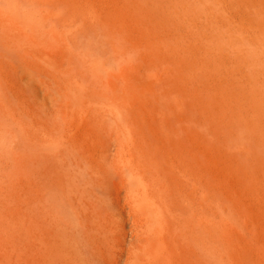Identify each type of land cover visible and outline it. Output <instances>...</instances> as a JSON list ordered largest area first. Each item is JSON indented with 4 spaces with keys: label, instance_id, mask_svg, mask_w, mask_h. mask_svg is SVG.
I'll return each mask as SVG.
<instances>
[{
    "label": "bare ground",
    "instance_id": "1",
    "mask_svg": "<svg viewBox=\"0 0 264 264\" xmlns=\"http://www.w3.org/2000/svg\"><path fill=\"white\" fill-rule=\"evenodd\" d=\"M162 79L190 167L137 117ZM0 264H264V0H0Z\"/></svg>",
    "mask_w": 264,
    "mask_h": 264
},
{
    "label": "rangeland",
    "instance_id": "2",
    "mask_svg": "<svg viewBox=\"0 0 264 264\" xmlns=\"http://www.w3.org/2000/svg\"><path fill=\"white\" fill-rule=\"evenodd\" d=\"M166 79H162L161 83H164L166 81ZM155 80H157V79L155 78L154 79V82H155ZM167 81H169V78L167 79ZM167 81L165 82L166 83L165 84L166 86L165 85L162 86L163 92H161L159 90V88L161 89V87H158V89H157L158 90V93H157V91H155L152 94V96H150L146 100L147 102L144 103V105L142 107V111H140V113L137 114V117H138V119L140 118L139 119L140 122H141V118H143V117H146L147 120L149 119L150 122H151V124H153L154 119H155V121H157V126H155L154 124L152 126L150 124V126L153 127L152 128L153 129V132H154V129H156V131H159L160 130L159 131L160 134H162V133L164 134L163 137H159L161 139L159 141H161L162 143L161 142L159 143L160 144L159 145L160 148L158 147V149H157V152L160 153V154H162V152H163L162 149H164V152L163 153H165L166 157L163 154L162 155L159 154L160 157L163 156V157H161L162 160H163V158H166L167 161H166V159L164 161L168 162L169 161V158H171V160H175V161H187V163H189V166L188 167H190L191 159L195 155H197V152H196L197 149L192 147L191 142H192V136H193V138H195L198 132L197 133H192V131H195L194 129H198V128H196L197 125H195V122L192 123L193 121L190 120L191 118H194V115L192 116L191 110L189 109L190 108L189 107L190 106L189 105V100H188L189 97L186 96L188 94V92L185 91V89H184V91L186 92V95H185V93H184V91H182L183 90L182 89L181 90V93H184V97H182L183 94H181L182 96H180V94H179L180 91H177L178 90L177 88H179L177 86H180L179 85V82H177L178 80L177 81L174 80L175 83L177 82V84L174 85V86H176L177 88L173 86V84H174L173 80H172V84L170 83L169 85H167V83H169ZM170 81H171V78H170ZM170 85H171V87H170ZM169 87L170 88H175V91H177V93L179 92L178 93L179 95L177 93H174L173 94L172 91L174 89L173 90L172 89H169ZM165 88H168V89H166L167 92L170 91L168 93V96H166L167 95V92L165 91ZM180 88H179V90H180ZM161 96L162 97L165 96V98H162ZM176 96H178V98ZM33 97L34 98H33L32 104H31V110H34L37 115H40V113H39L40 111H41V114H50L49 108L51 107V105L48 104L49 102L44 101V100H42V99H40V98H38L37 96H34V95H33ZM35 97H37V98H35ZM164 99H165V101H167L166 102V106H165L166 108L165 107H161L163 104L165 105ZM162 102H163V104H162ZM160 103L162 104L160 106L161 107V110H159L160 107L158 109H156V110L162 112L161 114H160V112L158 113L155 110V105L158 104V106H159ZM186 103H188L187 106H186ZM149 104H150V106H149ZM167 105H170V107H168ZM172 105L174 106L173 108H175L174 110L172 109ZM169 108H171L172 111H170L171 109H169ZM187 108L190 110V113L189 114L186 111V110H188ZM162 109H163V111H166L165 114L167 113V115L164 114V112L162 111ZM36 110H38V112ZM168 110H169V112H168ZM76 112H79L81 114V111L69 110V109L65 112L67 114H65L64 112H63L64 114H61L60 113V117H63V120L61 119L62 123L65 122L64 123L65 125L63 126V131H62L63 133L65 131L63 138L66 139L68 142L71 141V139H73V142L71 141L70 143H72L73 145L75 144L74 146H76V145L77 146H84L86 144H85L84 140H82L84 138L83 135L86 134L88 131H85L84 130V127L80 123L81 120L84 118V115H82V114L81 115L80 114H77L76 115ZM174 112H175L176 115L173 114ZM186 113H187V115H185ZM178 114H179V118H178ZM190 114H191V117H188V115H190ZM180 116H183L184 117L185 123L183 122V119ZM57 117H58V113H57ZM156 119H158V120H156ZM180 120H181V122H180ZM163 122H165V124ZM158 123H159V126H158ZM81 126L83 128L82 129L83 131L79 130V129H81ZM67 127L69 129H67ZM157 127H159L160 129L158 128L159 129L158 130ZM186 128H187V130H186ZM77 131H78V134H77ZM81 132H82L83 135H81ZM159 132H157V134L159 136H162V135L159 134ZM88 133H90V132H88ZM74 134H75V136H73ZM192 134H196V135H192ZM189 136H190V138H189ZM78 138L81 139V140H78ZM75 140H76V142H75ZM79 141H81V143ZM161 144H162V147H161ZM102 149L103 148L100 147V144H98L97 145V148L94 151V154L96 156L95 157L96 158L95 159L96 160V163L94 162V165H96V167L100 165V164L98 165V161L99 160H102V158H104V156H105V154H103L104 153V149L103 150ZM160 151H162V152H160ZM100 153H102V154H100ZM109 153L110 154L112 153V154L111 155L109 154V157H108V165H113L114 167H117L118 165L119 166H122L123 165L124 158L121 156V152H118L117 153V144L116 143H114V147L112 148V150ZM208 158H209V155L201 158V161L203 162L205 168L209 165ZM187 168L186 169L184 168L185 170H181V169H180V171L177 170V173L173 174L172 175V178L173 179L174 178L175 179H178L177 181H180V182H187V180H188V173H189V168L188 169ZM189 178H190V176H189ZM179 192L180 193L182 192V194H178L179 197H182L183 199H185V198L188 199L189 193L187 191L182 190V191H178L177 193H179ZM183 193H185L186 195H184ZM237 226L238 227H237L236 230H238V232H242L240 225L237 224ZM248 231H250L249 228L245 230V232H248Z\"/></svg>",
    "mask_w": 264,
    "mask_h": 264
}]
</instances>
